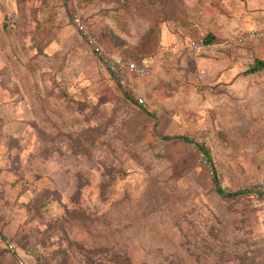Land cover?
Masks as SVG:
<instances>
[{
	"label": "rangeland",
	"instance_id": "obj_1",
	"mask_svg": "<svg viewBox=\"0 0 264 264\" xmlns=\"http://www.w3.org/2000/svg\"><path fill=\"white\" fill-rule=\"evenodd\" d=\"M262 24L264 0H0V264L264 252ZM86 36L147 72L122 85Z\"/></svg>",
	"mask_w": 264,
	"mask_h": 264
},
{
	"label": "trees",
	"instance_id": "obj_2",
	"mask_svg": "<svg viewBox=\"0 0 264 264\" xmlns=\"http://www.w3.org/2000/svg\"><path fill=\"white\" fill-rule=\"evenodd\" d=\"M157 30L158 29L155 26L150 27V33H152V34H153V32H155ZM247 32L244 34V36H246ZM244 36H241V37H244ZM214 40H215V38L213 37V35L207 34V36L204 38L203 45L208 46L211 43H213ZM97 58H98V61H100L98 56H97ZM123 60L125 62H129L128 60H125V58H123ZM262 70H264V60L256 59L255 62L253 64L249 65L248 69L243 72V75L255 74V73L262 71ZM109 73L115 78V75L113 73H111V72H109ZM162 139L166 140V141L182 140V141L191 142V140L188 136H174V137L163 136ZM195 145L198 147V149L201 150V152L205 155L207 161L211 164L212 159H211V156H210L208 149L206 147H204L203 145L198 144V143H195ZM212 172H213L212 182L214 185V189L219 196H222L225 198H236V197L246 196L247 193L249 192V190L248 191L247 190H242V191L240 190L237 192H226L221 187V185L219 184V181H218V178L216 176L213 165H212ZM259 195H260L259 197H264V193H261ZM59 226H61V228L57 234L60 236V238L65 239V235H66L65 234L66 233L65 225L62 224V222H60ZM251 243L254 245L253 247H255V249H257V250H262V248H264L263 244L257 239L253 240ZM34 255H35V260H36L37 264H46V259L44 257H42L41 255H37V254H34ZM236 259L238 260L239 264H262V263H264V252L259 251L258 254L250 255V256H248L247 254L245 256L243 254H240L239 256L236 257ZM57 263L58 264H64L65 262L64 263L63 262H57Z\"/></svg>",
	"mask_w": 264,
	"mask_h": 264
},
{
	"label": "built area",
	"instance_id": "obj_3",
	"mask_svg": "<svg viewBox=\"0 0 264 264\" xmlns=\"http://www.w3.org/2000/svg\"><path fill=\"white\" fill-rule=\"evenodd\" d=\"M80 29H83V26L80 25ZM86 32H84L85 34ZM88 43L92 46L93 50L97 53L99 57V64L105 70L113 73L117 82L122 85L127 81V74L135 75H144L147 72V68L142 65H137L134 62H125L121 56H110L103 53L102 48L97 42L96 38L93 36H86ZM255 40V39H264V24L261 27L249 30L246 36L241 37V39ZM254 192L257 194L264 193V182L258 184L254 189Z\"/></svg>",
	"mask_w": 264,
	"mask_h": 264
}]
</instances>
